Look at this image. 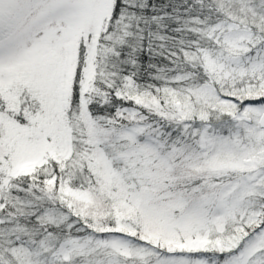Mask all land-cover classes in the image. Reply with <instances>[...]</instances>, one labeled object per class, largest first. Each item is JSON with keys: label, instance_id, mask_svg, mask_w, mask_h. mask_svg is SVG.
<instances>
[{"label": "snow or ice", "instance_id": "obj_1", "mask_svg": "<svg viewBox=\"0 0 264 264\" xmlns=\"http://www.w3.org/2000/svg\"><path fill=\"white\" fill-rule=\"evenodd\" d=\"M0 264H264V0H0Z\"/></svg>", "mask_w": 264, "mask_h": 264}]
</instances>
